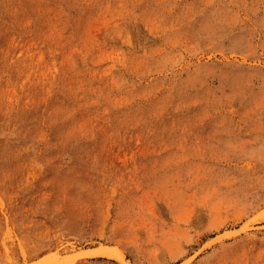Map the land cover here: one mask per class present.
Listing matches in <instances>:
<instances>
[{
    "label": "rangeland",
    "instance_id": "374dc122",
    "mask_svg": "<svg viewBox=\"0 0 264 264\" xmlns=\"http://www.w3.org/2000/svg\"><path fill=\"white\" fill-rule=\"evenodd\" d=\"M264 264V0H0V264Z\"/></svg>",
    "mask_w": 264,
    "mask_h": 264
},
{
    "label": "bare ground",
    "instance_id": "6f19581e",
    "mask_svg": "<svg viewBox=\"0 0 264 264\" xmlns=\"http://www.w3.org/2000/svg\"><path fill=\"white\" fill-rule=\"evenodd\" d=\"M77 256H83V255H101V256H108V257H116L117 259H121L124 261V264H128L124 258H122V256L114 249H112L109 246H98L95 248H86L83 250H80L79 252H77L76 254ZM55 258L53 257V259L49 258L48 256H46L44 258V263L43 264H54Z\"/></svg>",
    "mask_w": 264,
    "mask_h": 264
}]
</instances>
